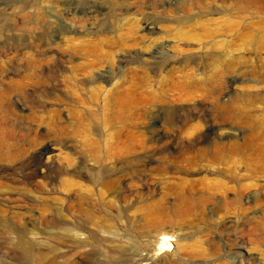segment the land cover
Returning a JSON list of instances; mask_svg holds the SVG:
<instances>
[{"label": "rangeland", "instance_id": "rangeland-1", "mask_svg": "<svg viewBox=\"0 0 264 264\" xmlns=\"http://www.w3.org/2000/svg\"><path fill=\"white\" fill-rule=\"evenodd\" d=\"M24 1L30 0H0V66L24 69L29 53L48 59L55 48L69 53L75 47L77 54L63 65L87 62L103 72L114 71L113 79L101 85L106 90L113 82L134 85L125 100L136 108L129 112L108 108L105 102L118 99L105 92L98 100L86 92L65 94L52 85V73H48L51 81L45 79L46 87L26 85L5 96L0 104V264H143L137 260L140 254L148 256L150 264H264V191L238 188L254 182L251 164L264 158V78L250 76L248 63L226 76L229 100L223 101L222 94L198 96L189 110L147 108L172 82L186 85L190 78L201 82L200 87L215 83L205 52L198 51L196 60L186 59L184 51L196 52L206 41L209 19L233 16V3L217 1V10L210 11L209 0H157L155 8L147 4L152 0H125L130 15L120 22L124 16L117 14L123 7L109 0H33L26 7ZM138 5L153 22L149 32L137 22ZM37 9L52 21L51 34L42 35L29 22L27 16L34 17ZM130 26L135 35L125 39ZM154 51L173 62L172 68H166L167 61L151 58ZM20 52L24 55L16 57ZM135 53L140 59L134 58ZM105 61L113 62L114 70L105 68ZM48 63L56 72L55 62ZM65 70L66 76L74 74ZM15 78L16 74H8L0 86ZM207 103L209 109L204 107ZM227 108L233 115L228 122L222 118ZM244 114L249 121L245 129L239 125ZM213 136L215 142L210 141ZM46 145L54 147L51 162L41 155ZM195 160L197 165L190 168ZM105 179L115 182L111 192ZM218 180L224 188L206 208L176 197L204 196L207 182ZM64 181L79 183L77 193L90 199L83 211L77 209V196L66 193ZM68 200L74 202V214L67 219L75 223L91 219L85 232L91 236L88 244L77 250L61 226ZM24 246L32 256L24 253Z\"/></svg>", "mask_w": 264, "mask_h": 264}, {"label": "bare ground", "instance_id": "bare-ground-1", "mask_svg": "<svg viewBox=\"0 0 264 264\" xmlns=\"http://www.w3.org/2000/svg\"><path fill=\"white\" fill-rule=\"evenodd\" d=\"M45 1V0H43ZM146 1V0H145ZM144 1V2H145ZM217 1H221L223 3H233V9H234V14L231 17H225V18H221L220 20H216V19H209L208 23L211 26L209 28V32L208 34H206V41L199 47V49L195 52V51H191V50H186L184 51V53L186 54V56H188L186 59H193L196 58V60L198 58H200V56H197L196 53L198 51H204L205 53H203V57L205 59H207V61L209 62V65L211 67H213V72H212V76L215 79V83L212 84L210 83L208 85L204 87H200V83H196L194 80L188 78L187 83L185 80V84L186 85H179L176 84L174 82L170 83L166 88H164L162 90V94H159L157 96V98L155 99L156 102H152L154 104L151 103V100L149 101L151 104L148 103L147 108L152 109V108H162V107H166L169 108L170 110H176V109H182V110H189L193 107V105L196 103L195 99H197L198 96H207V97H211L215 96V95H221V98L223 99V101H226L227 99L229 100V96H228V92L225 91L224 88V80L226 79V76L232 72V71H238L242 68V65L244 66L245 64H250V68L248 70V73L250 76L255 77V78H264V0H209L208 4H207V8L212 11V10H217V6L215 5ZM109 2H111L112 4H119L121 5L123 8L119 9V11H121L122 13L117 14L118 16H124L122 18H120V22L122 21V19H126L128 14V8L129 5L125 4V0H109ZM143 1H141L140 3H142ZM143 2V3H144ZM157 0H152L151 3H147L152 5L153 8H155ZM32 3H34V1L30 0V1H24V4L26 6H30ZM136 3V2H135ZM101 4H104L103 2ZM93 8V7H92ZM133 8V7H132ZM142 6L138 5L135 8L136 14L138 13L139 18L137 19L138 24L143 28V30L149 32L152 30L153 28V22L150 21L149 19H147L144 15L141 14L142 11ZM85 10V9H84ZM97 10V9H96ZM81 12V11H80ZM112 11L109 9L108 13H111ZM91 13V12H90ZM93 13V12H92ZM85 14V13H84ZM27 15V14H26ZM94 15V14H93ZM111 17V14L109 15ZM24 18H26L24 16ZM27 18H29V22L31 24H34L35 29H37L42 35H49L52 32V21L48 18V16L46 15V13L44 11L40 12V10H36L35 11V15L34 17L32 15H28ZM88 18V17H87ZM129 19V18H128ZM127 22V21H126ZM125 23V21H124ZM29 24V23H28ZM13 25V24H12ZM126 25V24H125ZM129 25V24H128ZM216 25H218V27H216ZM15 26V28H17V25H13ZM126 27V26H125ZM126 29V28H125ZM126 31V30H125ZM135 31V30H134ZM134 31L132 29V26H130L127 29V32H125V34L122 36L125 39L127 38H131L133 37ZM219 31H222L221 35L223 36V38L219 39ZM137 38V37H136ZM137 41V39H136ZM135 41V42H136ZM126 43V42H125ZM134 43V42H133ZM136 44L138 45V47L141 45L140 42H136ZM75 45V44H74ZM129 45L130 44H126ZM125 45V46H126ZM144 45V44H143ZM70 46V45H69ZM124 46V47H125ZM133 46V45H132ZM143 48V47H142ZM80 49V48H79ZM82 49V48H81ZM141 49V48H140ZM77 49L75 47H70V52L67 53L66 51L62 50V49H57L55 48L52 52L50 51V56L48 57H40L39 55L35 54V53H29V55L26 56V65L24 66L25 68H21L20 66H12L9 67L7 65H1L0 66V80H5L4 78H7L8 74L10 73H14L17 75V78H15V80L11 81L10 84L6 85V86H0V104L2 103L3 99L5 98V96L12 92V91H16V92H21L24 87L27 86H37V85H41V87H46L45 83L47 82L45 79L49 78L50 76H48V73H52V76L50 77L52 80V85L56 86L57 90L60 88V90L62 89L63 93L65 94H76L77 91H79L81 94H84V92L89 93L90 97L94 100H98L102 93L105 92V96L109 98V96L114 99L117 98L118 101L116 103L113 104H108V102L106 104V106L108 108H114L116 110L119 111H128L131 110L133 108H136L135 105L132 104L131 101L125 100L126 98H128V96L131 94V87L134 86L131 83V86H125V82H121L118 83H114L112 84L110 89L104 88L103 85H101V83L103 82H107V81H111L112 78V73L114 74V71L110 72V71H102L100 70L99 67H97L95 64L93 63H82L79 65H71V66H66L63 65L66 63H69V59L72 56H75L77 54ZM87 51V50H86ZM90 52V51H87ZM242 52H245V55H241ZM122 53V52H121ZM28 54V53H27ZM150 54V53H149ZM157 54L159 55V57L157 56ZM23 56V52L17 53V56ZM119 55V54H118ZM151 58H159L161 59V61H167L166 64V68L167 69H171L173 66V62H168L169 60H166L167 57L162 56L160 53H158V51H154L153 53L150 54ZM197 56V57H195ZM15 57V58H16ZM19 58V57H18ZM134 58H139L140 59V55L138 53L134 54ZM123 60V55H121L120 59L118 60V65L122 62ZM48 62L54 63V65L56 66V72L55 70L51 69V65H49ZM160 63V61H157L156 64L158 65ZM249 64L247 66H249ZM49 65V66H48ZM105 65V68H109L110 70H112L113 68H115L114 63L110 62V61H105V63L103 64V66ZM163 66V65H162ZM165 67V66H164ZM54 68V67H53ZM118 71L121 72V68L122 66H118ZM65 69H69V71L71 70V73H82L81 76H66L65 74H63L62 72ZM158 68H156L157 70ZM21 71H24V73H20ZM114 70V69H113ZM139 70V69H138ZM142 70V69H141ZM139 70V71H141ZM161 70V69H160ZM67 71V70H65ZM64 71V72H65ZM137 71V70H136ZM241 72V71H240ZM70 73V72H69ZM138 73V72H137ZM136 73V74H137ZM173 73V72H172ZM171 73V74H172ZM242 73V72H241ZM61 75L60 77H63L62 79H59L58 76ZM10 78V76H9ZM49 78V80H50ZM133 79V78H132ZM143 79V78H142ZM50 80V81H51ZM184 80V78H183ZM197 80V79H196ZM61 81L63 82V84H61ZM129 81V80H128ZM135 81V80H134ZM168 81V80H167ZM174 81V80H173ZM177 81V80H176ZM175 81V82H176ZM205 81V80H204ZM137 82V81H136ZM207 82V81H206ZM210 82V81H209ZM9 83V82H8ZM93 83V86L90 88H87V85ZM108 83V82H107ZM128 83V82H127ZM169 83V82H168ZM179 83V82H178ZM129 84V83H128ZM127 84V85H128ZM158 85V84H157ZM165 85V84H164ZM202 86V84H201ZM48 87V86H47ZM136 88V87H135ZM41 89V88H40ZM133 89V88H132ZM152 90V89H151ZM137 91V90H136ZM135 91V92H136ZM161 91V90H160ZM134 92V93H135ZM146 92V91H145ZM15 93V92H14ZM140 93V92H139ZM156 93V92H155ZM141 95V93H140ZM81 96V95H79ZM104 96V95H103ZM135 96V95H134ZM146 96V95H145ZM144 96V97H145ZM148 96V94H147ZM146 96V97H147ZM151 96V94H150ZM137 97V96H136ZM143 97V98H144ZM220 97V96H219ZM218 97V98H219ZM141 98V97H140ZM201 98V97H199ZM204 98V97H203ZM217 98V99H218ZM220 98V99H221ZM152 99V98H151ZM130 100V99H129ZM132 100V99H131ZM143 100V99H142ZM93 101V100H92ZM116 101V100H115ZM219 101V99H218ZM193 102V104H192ZM217 102V101H216ZM111 103V102H110ZM144 103V102H143ZM146 103V102H145ZM215 103V102H213ZM230 103V102H229ZM104 104V106H105ZM100 105V104H99ZM206 106H204L205 108L210 107V105L207 103L205 104ZM94 106V105H93ZM212 106V105H211ZM96 108H100L98 106H95ZM203 107V109H204ZM228 107V106H227ZM244 107V106H243ZM94 109V108H93ZM168 109V110H169ZM218 109V110H217ZM231 109V108H230ZM219 111V107H213L211 109ZM223 110V109H222ZM241 110V109H240ZM134 111V110H133ZM249 111V110H247ZM129 112V111H128ZM224 113H222V118L228 122L229 120L231 121V119L233 118V115L231 113V111H229V109H225L223 111ZM247 113V112H246ZM245 113V114H246ZM242 116V119L240 120V127H243V129L247 128L249 126V121L247 120L246 115ZM221 116V115H219ZM251 116V115H249ZM252 119V118H251ZM168 120V119H167ZM233 120V119H232ZM186 121V120H185ZM237 121V120H236ZM252 121V120H251ZM178 122V121H176ZM179 123V122H178ZM183 123V122H182ZM225 123V122H224ZM255 123V122H254ZM53 124V123H52ZM177 124V123H176ZM226 124V123H225ZM256 124V123H255ZM183 125V124H182ZM210 125V124H209ZM51 126V125H50ZM57 126V124H56ZM178 126V125H177ZM217 126V125H216ZM262 127V126H261ZM217 128V127H216ZM220 129V128H219ZM241 129V128H240ZM242 129V130H243ZM253 129V128H252ZM263 129V128H262ZM240 131V130H239ZM212 133V132H211ZM248 135V134H247ZM252 135V134H251ZM216 136V135H215ZM247 137V136H246ZM245 137V138H246ZM250 137V136H249ZM1 138V137H0ZM244 138V137H243ZM216 137H210V141L215 142ZM253 139V138H252ZM246 140V139H245ZM244 140V141H245ZM1 141V140H0ZM243 141V142H244ZM2 142V141H1ZM0 142V152L1 149H3V144ZM258 142V141H257ZM256 142V143H257ZM260 142V141H259ZM5 143V142H4ZM232 143V142H231ZM230 143V145H231ZM247 144V142H244ZM251 143V142H250ZM253 143V142H252ZM216 144V143H215ZM264 144V143H263ZM208 145V144H207ZM245 145V144H244ZM243 145V146H244ZM259 145V144H258ZM261 145V144H260ZM212 146V145H211ZM218 146V144H217ZM229 146V145H227ZM191 147V146H190ZM204 147V146H203ZM202 147V148H203ZM207 147V146H205ZM216 147V146H215ZM247 147V145H246ZM250 147V146H249ZM247 148V149H251V148ZM260 147V146H259ZM212 148V147H211ZM210 148V149H211ZM230 148V147H229ZM239 148V147H238ZM255 147H253L254 150ZM189 149V148H188ZM191 149V148H190ZM199 149V148H198ZM208 149V148H207ZM220 149V148H219ZM237 149V148H235ZM234 149V151H236ZM52 150H54V147L51 145H46L44 148V153L41 155H43L45 157L46 155V160H48L49 162L53 161L54 158L52 157V155H49L50 152H53ZM94 150V149H93ZM204 150V148H203ZM216 150V149H215ZM244 150V149H243ZM252 150V149H251ZM258 150V149H257ZM96 152V151H93ZM212 152V151H211ZM256 152V151H254ZM203 153V152H202ZM262 153V152H261ZM4 154V153H3ZM2 154V155H3ZM199 154V152H198ZM215 154V153H214ZM260 154V153H259ZM95 155V154H94ZM201 155V154H200ZM195 156V154L193 155V157ZM204 156V155H203ZM249 156V155H248ZM168 157V156H167ZM181 157V156H180ZM190 157V156H189ZM197 157V156H196ZM195 157V158H196ZM220 157V156H218ZM223 157V156H222ZM0 158H1V153H0ZM256 158V157H254ZM164 159V158H163ZM165 159L166 156H165ZM171 159H173V156H171ZM175 159V158H174ZM173 159V160H174ZM190 159V158H189ZM188 159V160H189ZM200 159V158H199ZM217 159V158H216ZM231 159V158H229ZM1 160V159H0ZM3 160V159H2ZM93 160V159H92ZM95 160V158H94ZM172 160V161H173ZM187 160V159H186ZM205 160H206V156H205ZM225 160V159H224ZM193 161V160H192ZM223 161V160H222ZM221 161V162H222ZM232 161V160H230ZM229 161V162H230ZM234 161V160H233ZM239 161V160H238ZM250 161V159H249ZM190 162V160H189ZM210 163V160L208 161ZM212 162V161H211ZM225 162V161H224ZM227 162V160H226ZM247 162V161H246ZM252 162V161H250ZM170 163V162H169ZM167 163V164H169ZM177 163V162H176ZM217 163V162H216ZM233 163V162H232ZM231 163V166H232ZM245 163V162H244ZM204 164V163H203ZM206 164V163H205ZM213 164V163H212ZM219 164V162H218ZM249 164V163H248ZM251 164V163H250ZM172 165V164H170ZM181 165V164H180ZM196 160L195 162H191L188 164V166L190 168L196 166ZM209 165V164H208ZM201 166V165H200ZM204 166V165H203ZM176 167V166H175ZM188 167V168H189ZM225 167V166H224ZM251 178L254 179V182L249 183V184H243L241 186H239V190L242 191L244 189H250L253 188L256 192H263L264 191V158L263 157H258L255 159L254 162H252L251 164ZM63 168V167H62ZM161 168V167H160ZM164 168V167H163ZM177 168V167H176ZM175 168V169H176ZM202 168V167H201ZM223 168V167H222ZM235 168V165H234ZM233 168V169H234ZM36 169V168H35ZM61 169V168H60ZM169 169V168H168ZM181 169V168H180ZM179 169V170H180ZM221 169V168H220ZM224 169V168H223ZM227 169V168H226ZM231 169V167L229 168ZM236 169V168H235ZM245 169V167H244ZM167 170V169H166ZM186 170V169H185ZM190 170V169H189ZM248 170V169H247ZM261 170V171H260ZM234 171V170H233ZM232 171V172H233ZM33 172V171H32ZM231 172V177L234 178L236 177L237 174H233ZM235 172V171H234ZM249 172V171H248ZM35 173V172H34ZM66 172H63V174H65ZM190 173V172H189ZM225 173V172H222ZM236 173V172H235ZM61 174V173H60ZM58 175L59 177H61L62 175ZM228 174V173H227ZM248 175V174H247ZM79 176H85V174L79 175ZM227 176V175H226ZM58 177V178H59ZM244 177V176H243ZM28 178V177H26ZM33 178V177H32ZM29 179V178H28ZM27 180V179H25ZM94 181V180H93ZM105 181V182H104ZM189 181V180H188ZM205 182V181H204ZM103 183L108 187H110V192H111V187H113L114 185V180H108L105 179L103 180ZM190 183V182H189ZM40 184V183H39ZM100 184V183H99ZM239 184V183H238ZM36 185V183H35ZM224 185V183H223ZM222 185V183L218 181H212V182H207L206 188H204L203 190H205L206 192L204 193V196H199L196 199L192 198L190 195H185L183 196V194H176L177 199H182L185 202H187L188 204L191 205H197V206H204L206 208V206L208 205V201L211 200V198L215 195V193L217 194V191H222V189L224 188ZM37 186H39L37 184ZM77 187L81 186L79 185V183L73 182V181H64L63 182V188L66 190V193L68 194V196L70 197L71 194L77 196L76 198V206L77 209L80 211L84 210V205L86 203V197H84L83 195H81V191L78 194L77 192L79 191V189H77ZM192 187V186H191ZM228 188V187H227ZM237 189V188H236ZM226 190V189H224ZM127 191V190H126ZM186 191V190H185ZM239 191V193H240ZM109 192V190H108ZM122 192V191H121ZM226 193V191H224ZM83 193V192H82ZM222 193V192H221ZM238 193V194H239ZM86 194V193H84ZM192 194V193H191ZM89 195V194H86ZM118 195V194H117ZM121 195V194H120ZM195 195V194H194ZM241 195V193H240ZM256 196V195H255ZM72 197V196H71ZM70 197V198H71ZM92 197V196H90ZM215 197L217 198V196L215 195ZM75 198V197H74ZM120 198V197H119ZM254 198V196H253ZM53 199V198H52ZM90 200V199H89ZM87 200V201H89ZM216 200V199H214ZM98 201V200H97ZM122 201V200H121ZM125 201V200H124ZM176 201V200H175ZM183 201V202H184ZM254 201H257L254 199ZM182 202V203H183ZM215 202V201H214ZM73 203L70 200H68L67 202V208H66V212H65V217L64 220L62 222V229L65 235V237H69L70 239H72L75 243H76V250L78 248H82L84 246H86L88 244V240L91 236L88 235V224H90V220H83L82 223H75V221L67 219V217H73L74 211H73ZM90 203H92L90 201ZM107 203V202H106ZM207 203V205H205ZM212 203V202H211ZM110 203H108L109 205ZM113 204V203H112ZM214 204V203H213ZM221 204V203H220ZM259 204V203H258ZM217 205V204H216ZM186 206V204H185ZM111 208V207H110ZM221 207H219L220 209ZM189 209V208H188ZM152 211V209H149ZM184 210V209H183ZM206 210V209H205ZM80 211V212H81ZM73 213V214H72ZM78 213V212H77ZM187 213V212H186ZM53 215V214H52ZM191 215V214H190ZM90 216V215H89ZM197 216V215H196ZM84 217V216H83ZM88 217V216H87ZM192 217V216H191ZM57 219V218H56ZM55 219V220H56ZM187 219V218H186ZM77 220V219H76ZM80 221V220H79ZM87 222V223H86ZM99 222V221H98ZM103 222V221H102ZM105 222V220H104ZM58 223V222H57ZM56 223V224H57ZM101 224V223H100ZM59 225V224H58ZM98 225V224H97ZM107 225V224H106ZM60 227V226H59ZM107 227V226H106ZM100 228V227H99ZM98 228V229H99ZM110 228V227H109ZM157 228V227H156ZM111 229V228H110ZM161 229V228H160ZM90 230V229H89ZM102 230V229H101ZM155 232V231H154ZM161 232V231H160ZM62 233V234H63ZM110 233V232H109ZM157 234V233H156ZM109 235V234H108ZM159 235V234H158ZM111 237V235H109ZM162 237V235H161ZM164 237V236H163ZM160 238V237H159ZM153 240V239H152ZM151 240V241H152ZM156 240H158L156 238ZM150 242V241H149ZM163 243H165V241L160 242V245H162ZM20 244V243H19ZM169 244V243H168ZM23 245V244H21ZM168 246V245H167ZM24 248V253L27 256H32V252L30 251L29 248L27 247H23ZM166 252V251H165ZM66 252L64 251V256H65ZM40 253H36L35 256H40ZM140 257H138V261L139 262H143V264H150L148 260H150V258L148 256L143 257L144 255L141 256V254L139 255ZM148 261V263H147ZM146 262V263H145ZM136 263V262H135Z\"/></svg>", "mask_w": 264, "mask_h": 264}]
</instances>
